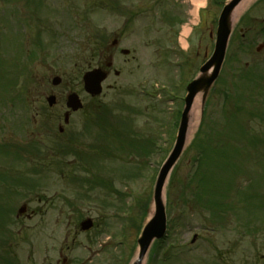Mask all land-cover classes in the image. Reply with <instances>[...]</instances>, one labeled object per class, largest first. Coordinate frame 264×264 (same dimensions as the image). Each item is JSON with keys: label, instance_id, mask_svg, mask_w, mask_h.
I'll return each instance as SVG.
<instances>
[{"label": "rangeland", "instance_id": "374dc122", "mask_svg": "<svg viewBox=\"0 0 264 264\" xmlns=\"http://www.w3.org/2000/svg\"><path fill=\"white\" fill-rule=\"evenodd\" d=\"M206 1L202 23L188 45L182 44L185 50L180 35L196 22L192 0H152L142 10L137 6L143 0H0V152L5 155L0 153V169L24 192L0 201V264L135 259L143 205L175 144L185 86L211 57L228 2ZM257 1H250L234 23L227 60L204 113L197 98L199 115L190 123L188 150L166 188L167 237L152 248L149 264L169 261L166 255L171 264H264V50H257L264 33L254 22L264 19V1L254 6ZM34 52L36 59L27 58ZM111 58L114 67L103 94L90 97L83 75ZM55 76L62 78L60 86H53ZM17 83L24 88L14 100ZM71 93L80 96L84 108L65 126ZM51 94L60 102L52 110L46 102ZM107 108L105 132L94 119ZM202 117L206 123L194 143ZM217 142L225 145L221 152L212 149ZM201 150L208 158L201 168L208 171L202 197L210 196L222 210L191 204L194 157ZM28 184L38 186L23 187ZM2 187L0 196L6 192ZM136 202L123 239L122 216ZM24 204L28 213L18 220ZM88 218L95 227L82 232L80 223Z\"/></svg>", "mask_w": 264, "mask_h": 264}, {"label": "water", "instance_id": "95a60500", "mask_svg": "<svg viewBox=\"0 0 264 264\" xmlns=\"http://www.w3.org/2000/svg\"><path fill=\"white\" fill-rule=\"evenodd\" d=\"M243 0H231L223 9L217 30V41L215 51L211 59L201 68L200 75L188 86V95L186 98V107L183 113L177 141L169 158L162 167L158 176L154 194H153V213L146 223L142 235L138 241L139 252L136 260L132 264H144L154 241L162 239L167 231V214L164 201V194L171 172L180 160L187 147L189 129L191 126V113L195 102L199 96L202 98L203 108L208 96L218 80L228 49L229 40L234 28L233 13L237 6ZM128 53V52H125ZM111 65V64H110ZM107 74L102 70H94L84 77L85 90L93 97L102 93V83L106 80ZM62 82L61 78L56 77L53 85L58 86ZM50 105L55 103V98L49 99ZM68 107L73 111L82 109L81 101L76 94L69 97ZM66 123L69 122V116H66ZM26 208H22L20 213H24ZM82 230L87 231L93 227V222L87 220L82 223Z\"/></svg>", "mask_w": 264, "mask_h": 264}, {"label": "trees", "instance_id": "16d2710c", "mask_svg": "<svg viewBox=\"0 0 264 264\" xmlns=\"http://www.w3.org/2000/svg\"><path fill=\"white\" fill-rule=\"evenodd\" d=\"M109 113L111 114V111L108 110V109H105V111L102 114H100V113L97 114V116L95 118V120H99V122L97 121V123H98V125H100V127L103 130H105L104 126H106V124H107V123H105V121L108 120V116H111V115H109ZM205 123H206V120H203L201 129H200V131H199V133H198V135H197V137L195 139V141L197 140L196 141L197 143H198V140L201 139L200 136H201L202 130H203L204 126H205ZM105 132H107V131L105 130ZM195 141H194V143H196ZM214 146H213L212 149H214L216 152H221L222 149L225 148L224 144H222V146H221V143H218V142H217V144L214 143ZM0 153L2 154L3 152H0ZM207 160H208V158H207V150L198 151V153L194 157V166L196 167V170H195V173H194V179L197 180V182L194 183L192 185V187H189L191 189V191H192V194H191L192 203L191 204L194 205L195 202H193V201H197V204L199 203V205H202V206H204L206 208L207 207H215L216 206L217 208L221 209L222 204H214L210 200V196L207 195L208 198H206V199H203V197H202V194H204L205 190H207V188L205 187V181H206V176H207L208 171L206 169H202L201 170V168H202V166L204 165V163ZM198 173H200L199 176H198ZM196 176H197V178H195ZM3 181H5V180L3 179ZM144 206H145L144 208L147 209L148 204H146ZM209 213L211 214V216L214 217L213 211H209ZM213 217H212V220L214 221ZM7 263L8 264H12V262H10V260H8Z\"/></svg>", "mask_w": 264, "mask_h": 264}, {"label": "bare ground", "instance_id": "6f19581e", "mask_svg": "<svg viewBox=\"0 0 264 264\" xmlns=\"http://www.w3.org/2000/svg\"><path fill=\"white\" fill-rule=\"evenodd\" d=\"M194 4L196 7L202 6L203 5V1H199V0H193ZM252 0H243L235 9L234 13H233V20H237V18L240 16L241 12L245 9V7L249 4V2ZM195 15V14H194ZM190 33V29L186 28L184 29L183 32V36L187 37ZM184 41V40H183ZM185 43V41H184ZM198 102L199 100L197 99L193 111L191 113V122H195V120L197 119L198 115H199V107H198Z\"/></svg>", "mask_w": 264, "mask_h": 264}, {"label": "flooded vegetation", "instance_id": "af4514ba", "mask_svg": "<svg viewBox=\"0 0 264 264\" xmlns=\"http://www.w3.org/2000/svg\"><path fill=\"white\" fill-rule=\"evenodd\" d=\"M254 22H255V24H256V26L257 27H260V28H258L259 30H260V33H264V19H262V20H259V19H257V20H254ZM119 46V43L117 44V47ZM263 50H264V48H263ZM262 50V51H263ZM112 70V68L109 70V71H111ZM59 100H58V98H57V104L55 105V107L57 106V105H59ZM53 108H50V110H52ZM45 114H47V112L45 111ZM73 114H75V113H72L71 114V116L73 115ZM34 215H35V213H34ZM69 237V236H68ZM66 261H67V259H64L63 260V262H64V264L66 263ZM161 264H171L170 263V261H166V262H163V263H161ZM183 264H192L191 262H184ZM213 264H231L230 262H227V261H218V262H213Z\"/></svg>", "mask_w": 264, "mask_h": 264}]
</instances>
